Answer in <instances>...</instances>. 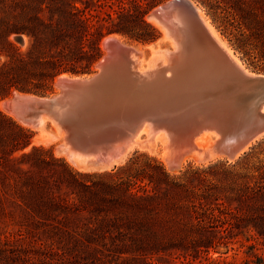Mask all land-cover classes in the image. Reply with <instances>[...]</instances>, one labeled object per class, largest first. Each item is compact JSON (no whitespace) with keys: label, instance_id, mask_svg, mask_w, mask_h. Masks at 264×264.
<instances>
[{"label":"trees","instance_id":"obj_1","mask_svg":"<svg viewBox=\"0 0 264 264\" xmlns=\"http://www.w3.org/2000/svg\"><path fill=\"white\" fill-rule=\"evenodd\" d=\"M27 1L0 15V40L12 31L32 43L0 66V100L89 69L106 35L160 36L145 15L163 0ZM195 1L217 22L219 0ZM33 137L0 110V264H242L210 255L237 247L243 264L264 263V138L231 162L173 173L139 151L110 170H77L42 145L26 150Z\"/></svg>","mask_w":264,"mask_h":264},{"label":"water","instance_id":"obj_2","mask_svg":"<svg viewBox=\"0 0 264 264\" xmlns=\"http://www.w3.org/2000/svg\"><path fill=\"white\" fill-rule=\"evenodd\" d=\"M201 9L194 0H166L150 11L148 17L177 46L168 50L167 65L159 67L149 81L135 79L130 68L137 48L110 34L102 41L105 53L92 77L60 75L58 94L48 97L15 91L1 106L30 127L41 116L52 118L66 132V145H58L57 150L95 154L96 160L89 162L92 168L120 160L128 151L118 149L116 143L132 136L146 121L152 132L164 130L179 147V162L168 163L170 171L180 170L191 157L185 143L202 130H214L220 136L210 147L214 157L208 150L197 149L204 153L199 162L233 161L264 136V74L247 72L228 54L207 28ZM15 39L24 41L22 35ZM125 74L131 79L125 80ZM118 76L124 80H116ZM157 77L158 85L153 82ZM108 81L120 92L107 94Z\"/></svg>","mask_w":264,"mask_h":264},{"label":"rangeland","instance_id":"obj_3","mask_svg":"<svg viewBox=\"0 0 264 264\" xmlns=\"http://www.w3.org/2000/svg\"><path fill=\"white\" fill-rule=\"evenodd\" d=\"M166 0L161 1L160 3L154 5L150 10L146 13L145 19L156 26L158 28V31L160 33V36L155 41L150 42H140L137 40H132L126 36H123L121 34H116V36L120 39L134 47H136L138 50L142 49L143 51V63L142 66L147 67L148 64L152 61V58L154 59L158 57V55L153 56L154 54H160L162 57L164 55L166 50H173L174 49V43L172 42V39L170 37H166L167 33L166 30L155 20L148 17V14L150 11L156 7L157 5L163 3ZM195 1V0H194ZM245 4L242 5V0H219V9H218V19L217 22H214L213 18L206 12L205 8L197 1L202 8L201 10L205 13V16L208 18V20L211 22V24L215 27L220 37L226 41L233 52L232 54L239 59L240 64H243L246 69H248L251 72L258 73V74H264V0H243ZM27 0H0V7L4 6V9L1 11V16H11V13L16 14L20 13L22 9L24 8L25 4L27 3ZM5 10V11H4ZM22 35L24 38L23 43L19 42L15 39V36ZM112 35V34H111ZM108 36V35H106ZM104 36L102 40L100 41V52L99 56L94 62V64L89 68L81 71V68L79 69V72L70 71V70H64L58 73L54 79L50 80L49 82L45 83V85H42L41 87L36 86V84H39V81L37 80H30L27 85H23L25 88H27L30 91H21L18 90L16 87L12 88L10 94L6 96L5 98L0 100V110L5 112L6 114L12 116L11 114L7 113L1 106V102L5 99L11 98L13 95V92L20 91L23 93H29L39 96H53L58 94L60 89L56 86V79L58 76L63 75L65 73H69L76 76H92L96 72H98L97 64L101 57L104 55L105 50L102 45L103 39L106 37ZM31 37L26 33H15L10 32L8 33V36L4 37V39L0 40V66L2 63L9 60V58L17 52L25 53L27 50L31 47ZM249 44V47H238L239 45H247ZM251 44H256L257 48H251ZM163 50V52L159 51V48ZM17 50V52H16ZM157 51V53L155 52ZM89 53V47H85L84 50L81 53L82 60L80 61L81 64H85L87 57ZM153 57H152V56ZM233 55V56H234ZM159 56L158 59L162 58ZM157 59V60H158ZM150 61V62H149ZM156 61V60H155ZM14 119L16 117L12 116ZM17 120V119H16ZM20 124H22L19 120H17ZM47 122V123H46ZM44 126L41 128H35L27 126L22 124L23 126L31 129L34 132V137L32 140V144L26 149L29 150L31 146L37 145V146H44L47 149H51L55 156L62 157L66 160V162L77 170L82 171H102V170H110L114 168L115 166H119L123 163H125L136 151L139 152H146L147 154L151 156H155L158 159H160L167 167V161L164 155V146L162 141L154 142L156 146L151 144H147L150 142L148 141L147 134L143 133L141 138L143 140L142 144L140 146H136L132 150L130 149L126 155H124L118 162L113 163L111 166L102 167V168H92L91 166H86L82 168V164L85 165V163H75L73 162L67 154V151L63 150L65 153H61L57 150L58 145L65 144L64 137L62 131L65 132L64 129H61L59 125L56 124V122L53 119L47 118ZM59 126V127H58ZM62 133V134H61ZM55 135V136H54ZM61 135V136H60ZM66 133L64 134V136ZM58 136V137H57ZM63 137V138H62ZM215 138V137H214ZM264 136H262L259 140L263 139ZM147 139V141H146ZM258 140V141H259ZM255 144V143H254ZM66 145V144H65ZM64 145V146H65ZM148 147H147V146ZM150 148V149H149ZM192 157L187 158L181 169H184L186 166L192 164V165H201V164H208L206 163H200L199 160L191 159ZM221 160L229 161L227 159L220 158ZM219 160V159H217ZM202 161V160H200ZM215 161V160H214ZM231 162V161H229ZM180 169V170H181ZM169 170V169H168ZM177 171H170L173 173L179 172ZM246 247H237L233 250H230L228 253L222 254L219 256V253L216 251H212L210 253L212 258H220V259H226L228 261H236L238 263H244L245 259L247 258ZM248 264H264V263H257L254 261L249 262Z\"/></svg>","mask_w":264,"mask_h":264},{"label":"bare ground","instance_id":"obj_4","mask_svg":"<svg viewBox=\"0 0 264 264\" xmlns=\"http://www.w3.org/2000/svg\"><path fill=\"white\" fill-rule=\"evenodd\" d=\"M201 14L205 20V24L207 26V28L209 29V31L211 32V34L215 37V39L218 41V43L228 52V54L239 64L241 65L247 72H250L252 74H256L254 72H251L249 71L248 69L245 68V66H243V64H240L241 61L239 62V59H237V57H235L234 54H232L233 52L231 51L228 43L226 41H224L220 35L218 34L217 30L215 29V27L211 24V22L208 20V18L205 16V13L201 10ZM118 35V34H117ZM167 35V34H166ZM110 36H115V37H118L116 36V34H112ZM120 37V35H119ZM166 37H170V36H166ZM172 39V38H170ZM172 42L174 43V48H176L177 44L176 42L172 39ZM159 48V47H158ZM142 49L138 50L137 49V52H134L132 54V57H131V62H130V68L134 74V76L136 77L135 79H138L139 81L141 79H147L149 81V79H153L154 75H155V71L161 67L162 65L163 66H166L167 63H168V50L165 51V53L163 52V50H161L159 48V51L163 52L162 55H164L163 57L157 53V51H155L157 54H154L153 56L155 55H158L157 59L159 58V56H161L162 58L160 59H154V57L152 58V61L148 64L147 67H144L142 66V63H143V51H141ZM234 55V56H233ZM156 60V61H155ZM145 61V59H144ZM133 74L131 75V77L134 78ZM170 74V72L168 73ZM258 74V73H257ZM93 76V75H92ZM92 76H76V75H72L69 74V73H65L63 75H61V77H69V78H72V79H85V78H90ZM120 78L122 80H124L123 77L121 76H118L116 78V80H120ZM127 79H131L128 74H125V80ZM111 81H113V77L110 78ZM118 83H122L120 81H117ZM154 83L156 82L157 85H158V77L155 78V80L153 81ZM79 84H77L76 86H78ZM113 83H111L110 81H108V84H107V90H109L107 92V94H109V92L111 91L112 93H116L114 91H117V93H119L120 91L116 90V87L114 88L113 90ZM79 89L83 88L82 86H78ZM66 90H63L62 92V95L63 96H66ZM59 93V92H58ZM111 93V94H112ZM125 94V93H123ZM126 98V97H124ZM123 98V100H124ZM122 99V97H121ZM121 100V101H123ZM119 101V100H118ZM125 103V101L123 102ZM262 111L264 112V104L262 105ZM49 118V116H41L40 119L36 120V121H33L35 127L37 128H42L46 122V119ZM52 119V118H50ZM47 123V122H46ZM57 124V123H56ZM33 125V126H34ZM46 125V124H45ZM58 125V124H57ZM34 127V128H35ZM59 127V126H58ZM61 128V126H60ZM62 129V128H61ZM43 130V129H41ZM63 133V134H62ZM62 135L64 137V134L66 132L62 131ZM143 133H146L147 134V138H148V141L146 139L147 142H150V143H147V144H151L153 145L154 142H157V141H162L163 143V146H164V155H165V158L167 160V164L168 163H172L174 160L175 162H179L177 161L178 159H176L178 157V153H179V147H177L174 143V141H172L171 139V136L165 132L164 130H159L157 132H152L151 131V127H150V124L148 121L144 122L142 124V126L139 128V130L137 132H135L134 134H132V136H130L129 138L125 139L123 138L120 142L116 143V147H118V149H123L124 152H127L129 151L130 149L132 150L133 148H135L136 146H140L143 142L141 136ZM55 136V135H54ZM61 136V135H60ZM219 136L220 134H218L216 131L214 130H202V131H199L197 132L191 139H189L186 143H185V146L184 148L186 147L187 150H190L188 153L191 154V159H195V160H204V153H200L197 149L198 148H202L204 150H208V152L210 153L211 157H214L215 155L213 154V150H210V147L213 146V144L216 142V140L219 139ZM58 137V136H57ZM62 137V138H63ZM215 137V138H214ZM66 144V143H65ZM194 145V148H191L190 149V146L191 145ZM147 146V145H146ZM154 146H156V144L154 143ZM148 147V146H147ZM150 149V148H149ZM185 150V149H184ZM65 151V149H64ZM66 151H67V154H68V157L75 163H85L82 164L83 166H81L82 168L84 167H87L89 166L90 167V164L89 162L91 161H94L96 160V155L95 154H84V153H80V152H73L71 151L70 149L67 150L66 148ZM186 151V150H185ZM65 153V152H63ZM175 153V154H174ZM127 154V153H126ZM125 154V155H126ZM189 158V157H188ZM120 162L119 160L115 161V163H118ZM87 164V166H86Z\"/></svg>","mask_w":264,"mask_h":264}]
</instances>
